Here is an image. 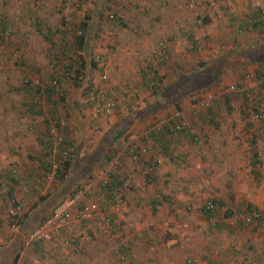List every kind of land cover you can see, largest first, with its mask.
Listing matches in <instances>:
<instances>
[{
  "label": "rangeland",
  "instance_id": "1",
  "mask_svg": "<svg viewBox=\"0 0 264 264\" xmlns=\"http://www.w3.org/2000/svg\"><path fill=\"white\" fill-rule=\"evenodd\" d=\"M32 1L33 0H29L28 4H26V0H0V17L7 15L11 18L12 24L10 25V30L13 31L11 36L12 45L8 44L5 46V44L0 43V126H2V128L8 127L15 121H18L17 123L24 122L20 121L21 116L18 112L19 110H25L26 94H22L14 89L15 85L19 84L20 79H23L26 74L28 78L33 80L36 84L40 82L41 79L45 81L43 75L51 69L49 65L53 62L50 59L51 55H49L51 45L45 40L42 34L34 28L29 19L31 8L36 9L38 6L32 5ZM180 1L181 4L179 3ZM176 2H178L177 5L181 6L180 8L175 7L177 6ZM209 2L210 3H207V0H173L172 6L174 10L176 8L178 12L177 16L181 12L179 21L176 23V28H181L192 35V38L188 37L189 42L194 39L200 40L202 32L210 31L219 34L217 40L215 39L214 41L215 44L219 45V48L214 44V49H211V51L209 50L208 53L207 51H203L202 53L193 52L196 51V49H194L192 50L190 62L195 64L200 57L206 56L207 60H205L207 63L214 64L215 66H217V62L220 63L221 67L223 64L230 66L228 63L230 60L235 63L233 71L232 68H228L227 70H224V68L222 69V72H220L221 80L212 86L211 92H218L221 94L226 91L227 88L232 89V86H236V84L238 85L242 82L245 83L244 86H246V84L247 86L253 85L249 80L247 82V80L244 79L243 74L245 71L255 74L254 68L256 64H254L252 60H256V62L259 63L258 65L264 67V35L248 33V35L250 34L249 38L240 43L248 48L241 49L238 54H233V51L229 50L227 47L230 46L233 48L234 45L225 40V33L228 32L234 35L235 29H237L238 26L239 21L237 19L231 20L230 16H236V18L239 16L240 19L244 11H249L250 8H254L255 6L263 7L264 0H209ZM77 3L78 0H41L38 6V8H41L38 10L40 16L48 15L51 24H59V18L62 17H66V19L70 21L69 23L79 22L83 19L86 10L89 8L95 10V12H91L90 16L96 19V6H98L99 13H103L104 15L111 12L109 10L112 9L116 3L123 4L129 9H124L128 11L124 13L126 21L125 26L123 28L115 27V30H113L114 36L110 34L103 36V34L107 33L109 30L108 23L104 22V24H101L102 27L100 30H98L101 31L99 37L92 38L90 41L92 50L89 57L91 58L93 54L106 55L108 64L112 65L113 71L107 72L109 78L107 82H102L97 72H91L86 79L88 82H85V89L72 88L71 85H67L69 87V96L67 95L65 100L66 102H69V99L71 101V104H68L70 106V115L67 121L70 122L73 136L75 137L74 139L78 142L76 148L77 153L81 155L73 164L67 178L64 181H60L55 177L52 171V173L47 176L46 182L43 181L44 186L40 189L41 194L46 195V199L40 202V204L35 203L36 194L29 189L30 186L25 184L21 187L19 193H13L12 196L7 195L6 192L1 193L0 199L4 198L3 202L5 204L0 205V245H3L0 249V264H13L9 252L14 254L17 243L7 242L14 239L19 240L20 237L22 239L20 247L17 249L19 252L18 260L20 263L25 264V252L34 244V241L29 244L26 243L29 242V234L45 219V215L48 216L51 213L63 198L71 195L72 191L75 190L77 186L85 184L86 182H94V191L92 192L94 196L92 199L98 201L100 206L99 213L93 216V219L86 222L84 225L80 221L73 222L72 219L65 226L61 227V229L55 230L53 238L56 242L60 241L62 238H60V236L76 237L78 239L77 245L81 247L82 251L87 248L89 249L88 239L91 236H95L96 238L100 237L101 240V238L104 239L107 234L109 240H118L120 244H126V242L132 240L133 246H131V249L133 250V254L137 251L149 254L150 256V254L156 255L162 252L174 256L173 259L177 261L176 264H186V258L190 256L198 258L200 264L209 263L208 259H204L206 256H209L211 260H218L217 264H243L245 261H263L264 229L260 224H252L253 222L250 224H241L238 222L237 214H234L223 220L219 227H212L210 223L205 220L202 213H198L195 207V204H199V202L203 201L205 198L215 197L222 200V202L229 206L234 212L242 206L238 202L240 199H242V203H249L257 207L260 212H264V165L261 168L259 176L255 177L250 167L252 152L249 143L251 136L247 132L245 120L240 111L242 110L241 96L237 102L234 103L235 100L232 102L234 106L231 110H228L227 105L223 102L220 106V110H216V107H213L214 111L208 113L209 116H213L214 120L210 121L206 117L205 121H202L198 118L199 111L196 108L197 104L192 102V99L198 94L200 95L202 93L200 96H204L210 92L203 91L198 94L193 92L188 95L192 110L183 108V114L185 112L189 115L194 113V124L201 127L202 131L209 135L207 136L209 141L206 142L207 138L198 133L200 137L199 143L193 144L190 142L192 149L190 152H187L188 157L191 154L189 161L184 162L181 161L182 159H177L179 162L183 163L177 168V173L181 172V182L186 183H183L185 186L177 188V191L174 193L173 199L179 203L168 211L163 210V207L159 208L157 206L155 207V213L151 212V208L147 211L151 214L153 213L154 218H156L155 222L150 221L148 226H146L147 228H145L148 235L143 233L144 229L142 228H137L135 226L134 228H130L129 226L124 228L120 225L119 218L123 220L122 222L124 224L129 222L127 216L123 219L120 217L121 212H124L122 206H124L126 201L125 194H123V200L118 199L108 207V209L103 210L101 208L103 207L102 199L99 197L101 195L99 192V182L103 180L100 174L101 171L110 167L116 162L118 157L122 155L124 163L128 160L131 162L129 169L128 164L122 163L123 161L121 162V166L125 165L127 174L124 172V169L121 170V173L127 175L129 179L128 182H130L138 174L134 166L137 163L144 162L142 159H145V154H143L145 157L143 156L142 159L139 158L140 160L136 161L126 153H122L129 142L139 136L137 134L141 131V128L137 123L142 120L136 119V114L129 111L127 103L124 106L122 99L121 107L123 109H120V112L117 111L119 113L115 114L114 111L113 115L110 116L111 118L102 116L99 124L92 122L90 120L92 108L91 106L86 108L87 98H93L95 94L93 92L97 88L103 89L108 86H113V88L118 90L119 86H126L128 89L137 88V91H140V106H142V108H147L149 104L146 110L142 108L139 110L134 107L137 114L138 112H142V124H145L143 128L144 131L147 132L151 130L155 120L158 118L182 112L176 109H181L185 105H181L179 108L177 104H175L174 97L177 93L183 92L184 86L181 85V82L173 85L169 83L163 84L161 82L160 87H155V89L159 91V94L157 96L154 95L155 97L153 99V89L151 87H143L140 78L136 84L127 82L126 79L123 78L126 72H133V74L137 76L140 66L136 68L137 60L135 58H137V55H135V51L129 53L131 57L129 61H124L128 55L130 45H149L148 49H152V52L146 53V56L149 61L151 60L150 62L156 61L160 54L161 49L159 48V44L157 45L158 38L152 37V30L156 20H158L155 14V11L159 10L157 0H84L80 7L81 9H76L75 6ZM43 4L47 5V7H44ZM164 6L168 8L170 2L165 0ZM220 6V14H214L216 17L204 22L198 17L201 15L199 13L200 7H209V9L214 10L215 7L218 8ZM74 10H77L75 14H73ZM59 26H61V24ZM13 40L15 42H13ZM201 41H203V39ZM108 43L112 46H116L114 49L110 50L107 48ZM151 43L157 45L156 49ZM122 45L124 50L119 51V46ZM15 47H18V49ZM12 50L15 55H19L23 51V56L27 59V63L30 65L36 64V69L30 70L28 68V70L23 68L24 71H20L18 69L19 67L13 63L15 55L11 52ZM132 58L134 60H132ZM144 58L143 56V68L149 63V61H146L147 58L145 60ZM142 60L139 61L140 64ZM59 68L61 69L62 67L59 66ZM20 69L22 68L20 67ZM196 71L197 70H193L191 75L195 77L199 76ZM53 73L61 72L53 71ZM42 83L43 82H40V85ZM143 93H148V95L143 97ZM146 99H148V102H146ZM41 101L43 103L42 113H37L35 116L27 115L26 117V120L30 122L33 129L29 130V136L27 135V138L24 139L26 142L30 141L37 146L39 145L37 142V138L39 137L37 136L39 135L38 128H44L46 124L49 125L53 119L46 122V118L50 112L54 111L52 110L53 105H51V103L47 102L44 98H42ZM77 101L78 106L76 105V107H74V103ZM59 112L61 115L62 110H59ZM238 112L241 113L242 119L239 118ZM62 115L61 117H63ZM246 118L251 121L258 120L255 116H253V118L247 116ZM185 123L187 124V122ZM127 125H132L128 130L134 128V131L129 134L127 140H122L121 138L122 142L118 145V153H116L112 161L108 162V160H105L107 152L105 144L110 141L118 130ZM216 125H218V127H215ZM258 125L259 127H257L258 132L255 140L264 164V111L263 119L261 122H258L257 126ZM213 132H215V138L210 137ZM1 133L9 136L6 130L0 131V134ZM133 135H136V137ZM5 137H3L4 146L0 148V167L12 166L20 170V172L21 170L23 172L26 169L25 166L15 161L12 154L8 151V148L15 146L14 143L5 139ZM46 138L43 137L44 143L45 140H47ZM26 150L28 149H22V151ZM37 150H39V148ZM178 150L179 149L176 148L173 151L178 152ZM187 150L189 149L187 148ZM33 158L32 162L35 163H31L30 166L35 167L40 159H36V157ZM134 162H136V164H134ZM162 168L164 167L162 166ZM167 168L168 166L165 167V169ZM30 170L36 172V169H32L31 167ZM42 171V168H40L39 173L36 172L31 181H34L36 176H39ZM39 178H41V176ZM184 178L186 179L185 181ZM170 185H172V183ZM25 188L28 190L27 192ZM164 190L167 192L166 188ZM96 191L98 192L96 193ZM152 193L155 194L156 191L154 190ZM164 195L165 194L162 193L160 196ZM145 198L150 201L151 195ZM14 202H18L23 206L22 210L18 211V215L15 217L14 213H11L14 212ZM147 203L148 202L145 200L141 204V211L139 213L137 211L134 212L133 216L146 219V212L143 207L149 206ZM106 215L113 217L112 222H107ZM114 215H117V217ZM16 217L18 218L17 220ZM11 219H13L12 223L10 222ZM15 221L17 224L13 226ZM24 222L25 224L23 225ZM123 228L125 231H123ZM112 229L115 230V233L111 232ZM130 229L135 233L142 234L140 237L143 240H134L131 233L128 232ZM61 230L65 233L62 234ZM122 236L124 238H122ZM148 236L150 238L152 237V239H147ZM260 238L263 239L259 242L258 240H260ZM116 253V257L113 259V261L116 260L115 263L119 255V252ZM257 255H259L261 259H257ZM156 257L158 258V256ZM235 257L241 258V262H235ZM33 260L29 261L28 264L33 263ZM113 261L109 260L104 264H112ZM16 264H18V261Z\"/></svg>",
  "mask_w": 264,
  "mask_h": 264
},
{
  "label": "trees",
  "instance_id": "2",
  "mask_svg": "<svg viewBox=\"0 0 264 264\" xmlns=\"http://www.w3.org/2000/svg\"><path fill=\"white\" fill-rule=\"evenodd\" d=\"M28 2L29 0H26V4H28ZM40 2L41 0H33L31 4L35 6L37 5L39 6ZM83 2L84 0H78L77 5L75 6L76 9H81L80 7L83 4ZM207 3H210L209 0H207ZM38 6L36 9L31 8L29 19L32 22V25L34 26V28L38 30V32H40L42 36L45 38V40L51 45V49L49 53V55H51L50 59L51 61H53L49 65L51 66V69L48 70L47 73H44L43 77H45L44 78L45 81L41 79L40 82H43L41 85H40V82H37L36 84L35 82H33V80H30L28 78V75L26 74V76H24L23 79L22 78L20 79L19 84L15 85L14 87V89L19 91L20 93L26 94L25 110H31L32 116H35L37 113H40V112L42 113L41 111L43 109V103L41 101L42 98H44L47 102L51 103V105H53L52 110H54L53 112H50V114H48L46 118L47 119L46 122H48V120L53 119L49 123V125L45 123L46 125L44 128L39 127L42 129V132H38L39 137L37 138V141L39 144L38 145L39 147L37 146V148H39V150H35V148H32V149L28 148V152L32 160L34 159L33 157H36V159H40L37 166L35 167L30 166V167L32 169H36L37 173H39L40 168H42L43 170L42 173L39 174V176L38 175L36 176L34 181H31L30 188H29L31 189V191L34 192V194H36V198H35L36 204L37 203L40 204V202L46 199V195L41 194L40 189L44 186L43 181L46 182L47 176L50 175V173H52L53 171V168H52L53 161L51 157L52 149H53L52 137L54 134V130L60 129L61 120H64V122H66V125L62 129L64 133V138L58 145V151L54 154V157H55L54 160L58 164L57 167L54 169V173H53L55 177L60 181H64L69 175V172L73 164L75 163V161L78 159L77 157L79 156L76 150L78 142H76V139H74L75 137L73 136V130L70 126V122L67 121V118L70 115V108H69L70 106L68 104H71L70 99H69V102H66L65 100L67 95L69 96L68 94L69 87L67 85L68 84L71 85L72 88L76 87V88L85 89V85L88 82V80L86 79L88 78V75L93 71L97 72V74L100 76L99 79L102 82L109 81V78H106V79L101 78V75L104 72V67L108 64L107 56L105 55L106 56L105 57L101 54H98V55L93 54V56L90 58L89 56L92 50L90 41L92 38L99 37V33L101 31H98V30H100V28L102 27L101 24L102 23L104 24V22L108 23L109 30L107 31V33L103 34V36L108 35V34L112 36L113 30H115V27L123 28L126 24L124 13H126V11L129 10L128 8H126L127 6H124L123 4H120V3H116V5L114 4L112 9L109 10L111 12L107 13V15H104L103 13L102 14L99 13L98 6H96L97 7L96 8L97 9L96 19H93L90 16L91 12H95V10H91V8H89L88 10H86V13L83 19H81L77 23H74V22L69 23L70 21L67 20L66 17H62V18H59V22H60L59 24L58 23L51 24L49 21L48 15L40 16L38 9L41 7L38 8ZM43 6L47 7V5L45 4H43ZM125 8L127 10H124ZM207 9L210 10L209 7H207L206 10ZM76 11L77 10H74L73 14H75ZM5 16L0 17V43L5 44L6 46L8 44L12 45L11 36L13 34V31L10 30V25L12 24L11 18L7 15ZM207 18L203 17V19L201 18V21L204 22V21L209 20V17ZM230 19L231 20L237 19L239 21L237 29H235L234 35H231L228 32L225 33L226 35L225 40L231 42L235 46V47L233 46V48H231L230 46L227 47L229 50L233 51L232 52L233 54L234 53L238 54L239 51H241V49L248 48V47L243 46V44H240L242 41L249 38L250 34L248 35V33L264 35V6L263 7L255 6L254 8L253 7L250 8L249 11H244L240 19H239V16H237V18L236 16H230ZM60 24L61 26H59ZM188 37L192 38V35L189 34ZM203 41L205 40L203 39ZM203 41H201V39L191 40L192 50L196 49V51H193V52H198V53L201 52L200 49L203 46ZM13 42L15 41L13 40ZM107 46H109L110 50L114 49L115 47L109 43ZM205 46H208V45L205 44ZM15 48L18 49V47H15ZM11 52L14 54L13 50ZM23 54H24L23 51L19 55L14 54L15 58H14L13 63L19 67L18 69L20 71H24L23 68L25 69L29 68L30 70L36 69L35 67L36 64L30 65L29 63H27V59L23 56ZM201 58L202 57L198 59V61L196 62L194 66L199 76L195 77L194 75H192V79H190L189 81L185 83H182L184 78H182L181 75H178L176 82L169 83L173 85V84H177L178 82L179 83L181 82L182 86L186 85L185 88H183V92L177 93V95L174 97L175 104H177V106L180 108L179 101L183 97L188 96L192 94L193 92L194 93L196 92L198 94L199 92L208 91L210 93L204 95L206 93L205 92L203 94L204 96H200L202 94L201 93L200 95L198 94L196 97H193L192 102H195L197 104L196 108L199 111L198 118L200 120L205 121V118L207 117L210 121H212L214 120L213 116H209L208 113L214 111L213 107H216V110H220V106L224 102V104L227 105L228 110H231V108L234 106L232 102L234 100H235L234 103L237 102L241 96L242 97L241 99L242 110L240 111L245 120L247 132L251 136L250 143H249L251 152H252L251 159H250V167H251V172L253 173V175L257 177L259 176L261 168L264 165L263 160L260 156V152L257 149L256 140H255V137L258 132L257 127H259V125L257 126V124L259 121L261 122V120L263 119V111H264V67H261V65H258L259 63L256 62V60H252L254 61L253 63L256 64L254 68L255 74H252L249 71H245L243 75H244V79L247 80V82L248 80L252 81L253 85L247 86L246 84V86H244L245 83L242 82L238 85L236 84V86L235 85L232 86V89L227 88L226 91H224L223 93L215 97V95L218 94V92H211V89L213 85H215L216 83L219 82V80H221L220 72H222L223 68L224 70H227L228 68L229 69L233 68L235 63L230 60L228 62L230 66L222 63L223 66L221 67L220 63L218 62L216 63L217 66H215L214 64H208L206 60H204L203 58L201 59ZM100 61H103L104 63L103 66L99 65ZM161 61L163 62V60ZM59 66H61L62 68L60 69ZM20 67L22 69H20ZM107 67L109 71H111L113 68L112 65H109V64ZM53 71H60L61 73H53ZM139 77H140L143 87H148V88L151 87L153 89L152 90L153 96L154 95L157 96L159 94V91L156 90L155 87L156 88L158 86L160 87L161 77H159L158 70L156 68V65L153 62H149L145 66L144 69L142 68L140 70ZM54 79H57V84L53 83ZM133 84H136V83L134 82ZM118 88L119 90L116 88H113V86H108V87L103 88L105 89L107 94L109 93V96L115 102V106H114L115 114L119 113L121 111L120 109H123L121 107V104H122L121 102L123 99L124 106L126 103L128 104L129 111L136 114L135 115L136 119H142L143 115H139V114H142V112L140 113L138 112L137 114V111L134 110V107L138 108L139 110L140 108H142V106H140V103H139V96L137 95L138 94L137 88L128 89V87L126 86H123V87L119 86ZM101 89L102 88H97L93 92L95 93L93 95V98H90V97L87 98L86 108L88 106H91V108L93 107L94 103L96 102V94ZM209 95H211L212 97L210 99H207ZM132 104L135 106H133ZM74 105H75L74 107H76V105L78 106V101L75 102ZM148 106L149 104L147 105V108ZM147 108L144 107L142 109L146 110ZM59 110H62L61 113L64 115L62 114L61 115L63 117H61ZM113 113L111 115H113ZM170 115L171 114L162 116V117H169ZM179 115L180 116L177 119L175 117L171 118L175 120L170 119L171 122L170 123L167 122L159 130L152 129L149 132H146L145 135H139L138 137L139 141H141L142 143L148 144L151 142L152 139L154 140V143L151 146H149L150 144H148L149 148H147V146L144 144L146 146V152L144 153L145 155L150 154V149L154 146L155 143L157 144V141L159 140L160 144L157 150L160 151L159 153H161L162 155L168 156L170 152L168 151L169 143H170V139H168V137L175 138V135H178V134H185V135L188 134L187 133L189 132L188 125L185 123L186 121L183 118V115L181 113H179ZM110 116H106V118H109ZM247 116L249 117L251 116V118L255 116L258 118V120L257 121L248 120V118H246ZM90 120L92 122H95L94 120H92V118ZM100 120H98L95 123L99 124ZM181 121H182V125L179 124V122ZM177 124L180 125L179 128L176 127ZM130 126L127 125V126L122 127L120 130H118L115 133V135H113L110 141L107 142V144H105L106 149H107L105 160H108V162H110L115 158L116 153H118L117 151L119 149L118 145L121 144L123 139L127 140L129 137V134L134 131V128L131 130H128ZM215 127H218V126L216 125ZM46 135H47V138H46ZM43 137L47 139L45 140V143L43 141ZM5 139L9 140L7 137H5ZM188 140L193 144H197L200 141V137L196 134L195 135L191 134ZM137 141L138 140L136 139H134L133 141H130L128 144V149L133 144L135 145V143L140 144L139 141L138 142ZM0 148H2V146H0ZM173 150H171V153H172L171 159H174ZM126 154L128 156H131L136 161L142 159L144 156L143 154H140L137 150L127 152ZM175 159H178V158H175ZM122 161H123V157L122 155H120L118 159L116 160V162L111 165L112 170L110 173V177L105 182L104 181L99 182V185H100L99 192L101 193L99 197H101L102 202H103L102 205L105 208H108L110 205L115 203L118 199L123 200V197H124L123 194L126 193V188L130 189V187H132V181L128 182L129 179L127 178V175H124L123 173H121V170H122L121 162ZM31 163H35V162H31ZM142 164H143V169L145 171V174L148 177V182L154 181L157 184L158 180L156 179L155 175L152 174L156 170L157 166L154 164L148 163V162H142ZM8 168L11 171L9 172V177L7 176L8 173L7 175H5V177L7 178V179L5 178V180L7 181L9 180L10 182L12 181L13 183H16V181L18 180L16 179L14 175L19 176L20 170L15 169L12 166H9ZM36 172H34L33 176L36 174ZM40 176L41 178H39ZM125 181L128 182L127 186L124 185ZM159 189L160 188L155 189L156 193L151 196L156 195L157 192H159ZM97 192L98 191H96V193ZM1 193L3 192L0 191V195ZM6 193L7 195H10V196L13 195V194H10L9 191H7ZM93 196H94V193L88 196L86 200L87 199L92 200ZM165 196L166 195L164 196L157 195L155 198L164 199ZM1 199H0V205L5 204L3 202L4 198H1ZM207 200H210V202L215 203V204L219 203L220 205H224L226 206V208L223 211L217 208L212 209L211 210L212 212L211 211L208 212V215L206 216L205 213L207 211H206L205 202ZM151 203H152V212H154L155 207L159 203L157 201H153ZM18 204H19L18 202H14L15 206H17ZM199 210L204 216L205 220L207 221L210 219V216L212 217L213 213H215V215L217 216L216 218H218V221L215 223L209 222L212 227H219L221 225V222H223V220L231 217L234 214H248L252 212L253 210L260 211L257 207L252 206L251 204L248 203L244 206L239 207L237 211L234 212L229 206L225 205L224 202H222V200H219V198H215V197L205 198L203 201H201V207ZM17 215L18 214L15 213L14 217ZM114 216L117 217V215H114ZM17 219L18 218L16 217V220ZM92 219L93 217L90 219H80L79 221L82 222V224L84 225L86 222ZM112 219L113 217L111 216L110 220L107 222H112ZM237 219H238V222H240L241 224H250L247 221H245V219H241L240 217H238ZM10 222L12 223L13 219H11ZM0 223H1V217H0ZM256 223L260 224L262 228L264 229L263 227L264 218L262 215L257 218ZM14 224L16 225L17 222L15 221ZM61 233L63 234L65 232L62 231ZM122 238L124 237L122 236ZM34 243L39 244V246L43 245L41 244L43 243V241H36ZM118 246L120 248L118 251L119 255L117 256V258H119V256L131 257L130 254L133 251L129 244L125 245V243H121V244L118 243ZM18 253L19 252L17 251L15 255L13 256V264L14 263L16 264L18 261V258H19ZM188 258H194L196 262L200 264L198 258L191 257V256L187 257V259ZM204 259L209 260L208 264L218 263V260H211L209 259V256L204 257ZM253 264H256V262H254Z\"/></svg>",
  "mask_w": 264,
  "mask_h": 264
},
{
  "label": "crops",
  "instance_id": "3",
  "mask_svg": "<svg viewBox=\"0 0 264 264\" xmlns=\"http://www.w3.org/2000/svg\"><path fill=\"white\" fill-rule=\"evenodd\" d=\"M170 2V6L168 8H165V0H157V4H158V8L159 10L155 11V14L157 15L156 17H158V20H156L155 26L152 30V37L153 38H158V42L157 45L159 44V48L161 49L160 51V55L158 56L157 60L154 61L153 63L156 65V68L158 70V74L161 82L163 84H168L170 82H176L177 76L181 75L182 78H184L182 83H185L187 81H189L190 79H192V75L191 72L193 69L195 68V64L191 63V55H192V45L191 42H189L188 40V33L181 29V28H176V23L179 21V17L181 16L180 13L177 16V11L176 8H180V5H177L178 2H176L175 6V10L173 8V0H168ZM175 2V1H174ZM181 4V1L179 2ZM172 6V8H171ZM220 7H215L214 10L210 9V10H206V8L204 7H200V14L198 17L202 18L205 17H209V19H212L216 16H214V14L219 15L220 14ZM205 10V11H204ZM248 11V10H246ZM213 14V16H212ZM180 15V16H179ZM208 15V16H207ZM210 15V16H209ZM208 19V18H207ZM185 31V32H184ZM125 32V31H124ZM115 34H113L112 36H114ZM218 33H212L210 31L207 32H202L201 35V40L204 39L205 41H203V46L201 47V52L203 51H207V53L209 52V50L211 51V49H214V44H215V39L217 40L218 38ZM128 40V39H127ZM153 46V43H151ZM205 44H207L208 46H205ZM217 45V44H215ZM116 46V45H115ZM219 48V45H217ZM107 48L109 49V46H107ZM149 45L147 46H143L142 44H137L136 46L134 45H130L129 46V50H128V55L127 57L124 59V61H129V59L131 58L129 56V53L132 52H136L135 55H137V58H135L137 60L136 62V68L139 66V70L137 72V76L135 74H133V72H126V75L123 77L126 79L127 82H132V83H137L139 80V76H140V70L144 67L143 64V56L145 57L144 60L147 58L146 53L152 52V49H148ZM154 49V50H155ZM119 51H123V45L119 46ZM113 55V54H112ZM134 55V56H135ZM139 58V59H138ZM204 60H207V57L204 56L202 57ZM201 58V59H202ZM141 64L139 61H141ZM132 60H134L132 58ZM163 60V62L161 61ZM146 61H149L148 58ZM151 61V60H150ZM149 61V62H150ZM139 62V63H138ZM125 68V67H124ZM144 69V68H143ZM234 69L232 68V71ZM136 71V70H135ZM252 84L253 82L250 81ZM184 88L186 85H183ZM220 93H218L219 95ZM138 96H140V91L138 90ZM146 95H148V93H143V97H146ZM218 95H215V97H217ZM155 96L152 95V98L154 99ZM145 100V99H144ZM146 102H148V99H146ZM179 105L183 106L181 109H176V110H183V108H187V110H192V107L190 105V100L188 96L183 97L180 101H179ZM147 105V104H146ZM179 113V112H178ZM18 114L21 116L20 121H24L23 123H17L18 121H15L13 124H10L8 127L2 128V126H0V131H4L6 130L9 134L5 135V134H0V146H4L3 142L4 139L3 137H7L9 138L10 141H12L14 143L15 146H12L11 148H8V151L12 154V157L15 161H18L20 164H23L25 166V170L22 172H19V176L14 175L16 177V179L18 181H16V183H13L12 181L10 182L9 180H5V175H7L8 173V177H9V172L11 171L7 166H5L3 168V166L0 167V191L1 192H7L9 191L10 194L13 193H19L21 187H23V185H28L30 186L31 184V180L34 177L33 174L35 171L30 170V164L32 162L31 156L28 152V150L26 151H22V149H32V147L35 148V150H37V145L36 144H32L30 141L26 142L24 139L27 138V135L29 136V130L33 129V126L30 124V122H28L26 120L27 115H32V111L31 110H19ZM181 114L183 115V118L186 120L189 129L187 132L188 134H178L175 135V138H169L170 139V143H169V148L168 151L169 154L168 156L162 155L161 153H159L160 151L157 150V148H159V144L160 141H157V144L155 143L154 146L150 149V154L146 157L145 159L143 158L142 161L144 162H148L151 164H154L157 166L156 170L152 173L155 175L156 179L158 180V183L156 184L154 181L153 182H148V177L145 174V171L143 169V164L142 163H137L134 162V164H136L134 166L135 171L138 173L133 179H132V187H130V189L128 188L126 190L125 193V204L124 206H122V210L124 212H121L120 217H122V219L127 216V218L129 219V222H127V224H124L120 218V225H122L124 228L129 226L130 228H142L144 229L143 233H146L145 235H148V233L146 232L145 228H147L146 226H148V223L150 221L155 222L156 218H154L153 213L151 214L150 212H147L148 210H150V208L152 209V203L153 201H157L159 204H157V207H163V210H171L173 209V207H175L179 202H176L173 199L174 193L177 191V188L183 187L185 186L184 184L186 183H182L181 182V175L180 173H177V168L182 165V162H179L177 159L175 158H179L182 159L181 161L187 162L189 161V157H191V154L188 157L187 152L191 151L192 149V145L190 143V141H188V138L190 137L191 134H196L199 136V134L201 136H205V138H207V136H209L207 133L202 131L201 127H198L196 124H194V113H191L190 115L188 113H184L183 111L181 112ZM143 115V114H142ZM239 118H241V113L238 112ZM111 118V117H110ZM142 121H139L137 124L138 126L141 128V131L137 134V135H145L146 131H144L143 125V118L140 119ZM218 126V125H217ZM132 127V125L130 126ZM42 129L39 128L38 132H41ZM213 131V130H212ZM149 132V131H147ZM199 133V134H198ZM24 135V136H21ZM11 136V138H10ZM38 136V135H37ZM136 137V135H133ZM131 136V137H133ZM139 137V136H138ZM136 138V140L139 141V138ZM210 137L215 138V132H213ZM158 139V138H157ZM137 141V142H138ZM209 141V138H207L206 142ZM38 142V141H37ZM140 145H144L145 143H142L141 141H139ZM154 143V140L152 139L149 146H151ZM148 144L146 143L145 145L148 147ZM178 146V147H177ZM176 148H178V152L173 151V157L174 159H171L172 153L171 150H175ZM187 148L189 150H187ZM156 150V151H155ZM148 153V152H147ZM16 154V155H15ZM18 154V155H17ZM14 155V156H13ZM78 156V155H77ZM81 155H79L77 158H80ZM140 161V162H142ZM124 163V161L122 162ZM124 164H128V169L130 167L131 162L128 160L127 162H125ZM162 166L164 168H162ZM167 169H165V167H167ZM9 169V171H8ZM121 169H124V172L127 174V169L125 167V165L121 166ZM27 171V172H25ZM25 172V173H24ZM33 176V177H32ZM123 178V177H121ZM173 178V179H172ZM7 179V178H6ZM126 180V179H125ZM186 179L184 178V181ZM172 183V185H170ZM4 186V187H3ZM176 187V188H175ZM159 189V192H157L156 195L151 196L150 201H148L145 197H148L149 195H152V191H154L155 189ZM167 189V192H165L164 189ZM25 191L27 192L28 190L25 188ZM162 193H164L166 196L164 199H157L155 198L157 195H161ZM167 197V200H165ZM172 197V198H171ZM147 201L149 204V206H144V211L146 212V219H144L143 217L137 218L135 216H133L134 212H140L141 211V204L144 201ZM238 202L240 203V205L244 206L246 205L245 202L242 203V199L238 200ZM135 203V205H134ZM140 206V207H138ZM195 207L197 208L198 213L200 212V207H201V201L199 202V204H195ZM241 207V206H240ZM245 208V207H243ZM51 211V210H49ZM156 211V209H155ZM154 211V213H155ZM52 212V211H51ZM152 212V210H151ZM260 212V211H259ZM51 214V213H50ZM49 214V215H50ZM260 214L264 215V212H261ZM48 215V216H49ZM46 217H48L47 215H45ZM145 217V216H144ZM258 218V217H257ZM256 219H251L249 221H247L248 223H252L255 224L256 223ZM28 219V218H27ZM27 221V220H26ZM79 220H75L73 219V222H77ZM25 224V222L23 223V225ZM251 224V225H252ZM121 227V226H120ZM123 228V231H125ZM112 233H115V230H111ZM128 232L131 233V236L133 237L134 240H143L140 236V233H135L133 232L131 229L128 230ZM73 235V234H72ZM108 235H105V238L100 240V237L96 238L95 236H91L88 239V246L89 249L87 248L86 250H82L81 251V247H78V239L75 237H70V236H60V241H55V239L53 238V235L51 237L50 240L44 241L43 245L39 246V244H32L29 249L26 250L25 252V264H28L29 261H32L34 258V262L31 264H104L107 263L109 260L113 261V259L116 257V252L119 251L118 245V240H109ZM150 236V234H149ZM147 237V239H152V237ZM21 237L20 239H14L12 241H9L7 243H17L16 246V250L14 252V254H11L9 252V255H11V261L13 260V257L15 255V253L18 251L17 249L20 247L21 244ZM263 238H260V240H258L259 242L262 240ZM18 240V241H17ZM52 241V242H50ZM36 242V241H35ZM117 242V244H116ZM130 245L133 246V242L132 240L130 242H126L125 245ZM116 245V248H115ZM3 247V245H0V249ZM118 247V249H117ZM133 251V250H132ZM239 252V251H237ZM1 254V252H0ZM21 254V253H20ZM131 257L133 258V264H176L177 261H175L173 259L174 256L171 255H167L166 253H162L159 252L156 255H152L150 254H146V253H142V252H137L135 251L134 254L131 253L130 254ZM1 256V255H0ZM158 256V258L156 257ZM258 258L257 259H261V257H259V255H257ZM237 257V256H236ZM234 258L235 262H241V258ZM262 258H264V254L262 255ZM37 259V260H36ZM118 259V258H117ZM187 259V258H186ZM256 260V259H255ZM116 261V260H115ZM115 261H113L112 264H115ZM166 261V262H165ZM255 262V261H254ZM258 260H256V264H264V260H260L258 263ZM0 263H1V259H0ZM11 264V263H10ZM18 264H23L20 263V261L18 260ZM131 264V263H130ZM226 264V263H225Z\"/></svg>",
  "mask_w": 264,
  "mask_h": 264
},
{
  "label": "built area",
  "instance_id": "4",
  "mask_svg": "<svg viewBox=\"0 0 264 264\" xmlns=\"http://www.w3.org/2000/svg\"><path fill=\"white\" fill-rule=\"evenodd\" d=\"M98 58V57H97ZM99 65H104L103 61L99 62ZM108 64L104 67V72L101 75V78L106 79L108 78L107 72L108 70ZM54 84H57V79L53 80ZM212 96L209 95L207 99H210ZM115 102L114 100L109 96V93L107 94L105 89H101L96 94V102L94 103L92 109H91V118L95 122L101 119L102 116H110L114 111ZM180 115L178 113L170 115L169 117H160L158 118L152 128L154 130H159L162 128L167 122H171V119L175 117L176 119ZM171 119V120H170ZM180 125H182V121L179 122ZM179 124L176 125L177 128H179ZM66 125V122L64 120L60 121V129L54 130L53 134V149H52V168L53 172L54 169L57 167V162L54 160V154L58 151V145L64 138V133L62 129ZM133 150H137L140 154H144L146 152V146L140 145L138 143L133 144L129 149L128 145L124 148L123 154L127 152H131ZM65 153V152H64ZM111 166L105 168L101 171V177L103 178L102 181H106L110 177L111 173ZM128 182L125 181L124 185L127 186ZM94 191V182H86L85 184H80L76 187L75 190H73L72 194L63 198L58 205L52 210L51 214L46 217L43 221H41L35 229L29 234V242H26L29 244L30 242L35 241H47L50 240L54 231L61 229V227L65 226L70 220H80V219H90L93 216H96L99 213L100 206L98 204L97 200H90L86 198L90 195H92V192ZM206 204V213L205 215H208V212H210L212 209H219V210H225L226 206L220 205L219 203L215 204L210 202V200H207L205 202ZM111 206V205H110ZM109 206V207H110ZM23 206L21 204H18L17 206H14V212L11 213H18V211H21ZM103 210H106L108 208L101 207ZM204 211V210H203ZM212 212V211H211ZM261 212L253 210L252 212L248 214H237V217H240L241 219H245V221H249L251 219H256L257 217L261 216ZM264 218V215H262ZM110 215H106V220H110ZM215 213H213V216H210V219L208 222L215 223L218 221V218ZM15 226V224H13ZM264 227V223H263ZM133 264V258L132 257H124L119 256L117 259V262L115 264ZM254 261H245L243 264H253ZM186 264H198L194 258H188L186 260Z\"/></svg>",
  "mask_w": 264,
  "mask_h": 264
}]
</instances>
